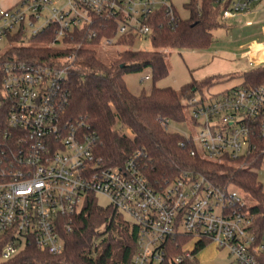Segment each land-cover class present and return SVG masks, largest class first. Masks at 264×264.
<instances>
[{"label":"built area","instance_id":"1","mask_svg":"<svg viewBox=\"0 0 264 264\" xmlns=\"http://www.w3.org/2000/svg\"><path fill=\"white\" fill-rule=\"evenodd\" d=\"M209 2L221 8L224 24L238 15L264 13V0ZM161 18L172 28L181 19L174 0H19L0 9V43L28 46L42 35L41 46L61 53L48 64L8 60L2 67L0 109L6 113L0 122V261L30 246L61 254L63 233L72 230L75 215L90 196L97 201L103 196L106 207L137 227L131 264L163 263L178 238L188 241L175 257L177 263L195 257L199 245L215 243L226 254L222 264H264V229L256 225V204L245 201L247 193L192 172L155 187L136 155L123 165L106 163L97 136L61 110L81 52L130 48L120 42L129 38L152 41ZM259 31L264 36L263 26ZM247 54L250 64L264 67ZM183 104L197 131L184 136L195 147L192 156L240 167L259 156L261 167L254 170L264 169V81L196 93ZM170 123L166 120L165 127Z\"/></svg>","mask_w":264,"mask_h":264},{"label":"trees","instance_id":"2","mask_svg":"<svg viewBox=\"0 0 264 264\" xmlns=\"http://www.w3.org/2000/svg\"><path fill=\"white\" fill-rule=\"evenodd\" d=\"M190 15L180 19L175 27L161 18L152 37L154 50L140 51L131 48L135 39H123L130 48L118 52L117 58L106 62L96 51H83L78 65L70 73L66 89L67 101L62 103L64 117L83 122L98 138V152L108 164L123 165L131 156L141 171L155 187L165 185L185 172L200 175L206 180L231 184L252 196L256 201V225L264 229V186L254 170L261 167V157L249 159L247 167L236 162H213L192 156L195 148L184 135L170 131L164 122H186L188 115L184 99L220 83L218 76L192 80L179 90L158 88L156 82L170 72L165 50L169 48L204 49L213 41V30L224 26L219 21L221 8L209 0H193L187 5ZM44 36L35 38L32 45H16L0 51V98H2V67L8 60L48 64L61 55L57 48L39 43ZM11 40H18L12 37ZM124 65V67H122ZM145 68L152 71L153 87L139 94L131 92L124 76ZM246 84L264 81V67H257L243 74ZM6 109H0V122L5 120ZM1 127V124H0ZM185 141V146L181 142ZM65 249L51 255L30 246L9 261L0 264H131L136 248L137 227L111 207L100 205L90 196L82 211L75 215L71 231H64ZM188 238H178L161 264H199L198 258L175 262L183 252ZM205 248L199 245L196 253Z\"/></svg>","mask_w":264,"mask_h":264},{"label":"rangeland","instance_id":"3","mask_svg":"<svg viewBox=\"0 0 264 264\" xmlns=\"http://www.w3.org/2000/svg\"><path fill=\"white\" fill-rule=\"evenodd\" d=\"M17 1L0 0V9L10 8ZM187 3H191V0H174L182 19H186L190 15L185 5ZM259 26L264 27V13L254 12L248 15H238L228 20L224 26L213 30V41L207 48L197 50L187 48L166 49L165 57L170 72L167 77L156 82V87H171L179 90L192 80L218 76L222 81L204 90V94L210 95L243 83L245 81L243 74L256 68L254 63L250 64L248 51L254 61H262L260 65L264 66V44H261L264 43V36L260 33ZM8 48L7 41L0 43L1 52H5ZM128 48L123 45H113L97 48L96 52L100 59L110 62L117 58L118 52ZM131 48L140 51L154 50L150 39L137 40ZM124 79L129 90L135 94H139L144 89L150 91L153 87L150 68L126 74ZM169 130L184 136L197 132L189 119L181 123L171 122ZM257 174L258 180L264 186V169ZM243 197L250 205L256 204L252 196L243 194ZM98 203L105 206L108 201L105 197L99 196ZM195 242V239L192 240L187 248L193 249ZM196 257L199 264H222L226 261L225 252L221 251L215 243H209L205 248L198 251Z\"/></svg>","mask_w":264,"mask_h":264},{"label":"crops","instance_id":"4","mask_svg":"<svg viewBox=\"0 0 264 264\" xmlns=\"http://www.w3.org/2000/svg\"><path fill=\"white\" fill-rule=\"evenodd\" d=\"M18 1H19V0H18ZM18 1H17V2H18ZM17 2H16V3H17ZM16 3H15V4H16ZM15 4H13V5H15ZM13 5H12V6H13ZM12 6H11V7H12ZM255 45H256V44H255ZM257 45H258V44H257Z\"/></svg>","mask_w":264,"mask_h":264},{"label":"water","instance_id":"5","mask_svg":"<svg viewBox=\"0 0 264 264\" xmlns=\"http://www.w3.org/2000/svg\"><path fill=\"white\" fill-rule=\"evenodd\" d=\"M122 67H124V65H122Z\"/></svg>","mask_w":264,"mask_h":264}]
</instances>
